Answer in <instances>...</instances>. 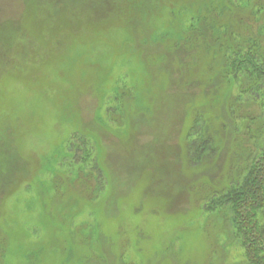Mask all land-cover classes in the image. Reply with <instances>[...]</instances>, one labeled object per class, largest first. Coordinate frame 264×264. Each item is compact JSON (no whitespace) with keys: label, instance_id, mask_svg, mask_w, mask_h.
I'll return each mask as SVG.
<instances>
[{"label":"rangeland","instance_id":"1","mask_svg":"<svg viewBox=\"0 0 264 264\" xmlns=\"http://www.w3.org/2000/svg\"><path fill=\"white\" fill-rule=\"evenodd\" d=\"M233 2L0 0V264L246 263L213 200L264 128L226 71L257 1Z\"/></svg>","mask_w":264,"mask_h":264},{"label":"trees","instance_id":"2","mask_svg":"<svg viewBox=\"0 0 264 264\" xmlns=\"http://www.w3.org/2000/svg\"><path fill=\"white\" fill-rule=\"evenodd\" d=\"M233 1L234 9L238 10L247 8L254 0ZM255 1L253 16L258 17L255 18L258 22L257 32L261 33L256 32L253 37H249L246 45L229 49L230 59L226 71L227 76L236 81L237 99L256 102L260 109L255 118L261 116L264 119V0ZM193 140L191 156L198 160L211 149L210 141L213 139L207 135ZM251 150L248 168L238 180L239 184L230 183L226 190L216 192L213 200L217 201L215 205L231 203L233 224L242 244L246 246L245 264H264V128Z\"/></svg>","mask_w":264,"mask_h":264}]
</instances>
